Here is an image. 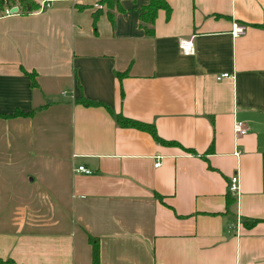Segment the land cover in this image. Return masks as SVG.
I'll return each instance as SVG.
<instances>
[{
	"label": "crops",
	"instance_id": "obj_1",
	"mask_svg": "<svg viewBox=\"0 0 264 264\" xmlns=\"http://www.w3.org/2000/svg\"><path fill=\"white\" fill-rule=\"evenodd\" d=\"M36 1L0 16V259L93 264L94 238L100 264H264V223H243L264 219V0H167L153 36L149 0L113 20L100 0Z\"/></svg>",
	"mask_w": 264,
	"mask_h": 264
},
{
	"label": "trees",
	"instance_id": "obj_2",
	"mask_svg": "<svg viewBox=\"0 0 264 264\" xmlns=\"http://www.w3.org/2000/svg\"><path fill=\"white\" fill-rule=\"evenodd\" d=\"M121 2L122 0H100L101 5L105 6L108 16L111 20L114 19V15L116 11L123 10ZM14 6H18L21 12L29 14L31 12L37 11L40 8V3L37 2L36 0H0V16L4 14V11L7 8ZM160 9L166 10L168 17L170 16L172 8L167 0H149V2L146 5L142 6V8L140 9V14H139L140 25L148 36H153L155 34V22ZM102 12H103L102 9H99L94 13L95 27H97L98 19ZM117 75L120 78H122L123 76H125V73H117ZM33 84H36V81H34ZM78 102L85 106H97L102 104L99 101H94L84 96L80 97L78 99ZM13 114L16 115V114H28V113L18 111ZM111 114L113 115V118L115 119V121L119 126L141 129L151 133V135H153V137L158 142H161L163 144L170 143L169 141H166L161 137H159L155 126L152 124L145 123L133 118H129L122 113H116L112 110H111ZM229 195L230 197L232 196L231 192L229 193ZM156 197L159 198L160 200H163L162 196L159 194H156ZM232 201H233L232 199H228V204L230 205ZM259 222L264 223V219H257V218L243 219L244 226L249 228H252ZM90 240L93 243V264H100L99 243L94 238H91ZM0 264H17V263L11 259L8 260L0 259Z\"/></svg>",
	"mask_w": 264,
	"mask_h": 264
},
{
	"label": "built area",
	"instance_id": "obj_3",
	"mask_svg": "<svg viewBox=\"0 0 264 264\" xmlns=\"http://www.w3.org/2000/svg\"><path fill=\"white\" fill-rule=\"evenodd\" d=\"M53 1H55V0H43L42 4H41V7H49V6H51ZM11 9H12V7L7 8L4 11L3 15H12V14H14V13H12ZM245 30H246L245 26L236 24L234 26L233 32L236 35H238V34L245 33ZM180 47H181V49H182L184 54L191 55V54L195 53V47H194L193 41L191 39H181L180 40ZM229 76H230V73H228V72L227 73H222L221 75L217 76V79L221 80V79H223L225 77H229ZM234 130H235L236 134L239 135V136L245 135L248 132L247 126L242 121H236L235 122ZM159 165H161V161H157L155 163V166L158 167ZM76 171L77 172H82V173H85V174H91L92 173V171L89 168H87L86 166H84V165H79L76 168ZM229 191L231 192V194H233L235 196L240 193L239 176L238 175H235V176H233L231 178V182H230V185H229Z\"/></svg>",
	"mask_w": 264,
	"mask_h": 264
},
{
	"label": "water",
	"instance_id": "obj_4",
	"mask_svg": "<svg viewBox=\"0 0 264 264\" xmlns=\"http://www.w3.org/2000/svg\"><path fill=\"white\" fill-rule=\"evenodd\" d=\"M11 11H12V13H16V12L19 11V7L18 6H14V7H12Z\"/></svg>",
	"mask_w": 264,
	"mask_h": 264
}]
</instances>
